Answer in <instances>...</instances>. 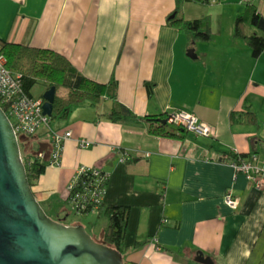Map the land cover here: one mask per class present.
<instances>
[{"label": "crops", "instance_id": "crops-1", "mask_svg": "<svg viewBox=\"0 0 264 264\" xmlns=\"http://www.w3.org/2000/svg\"><path fill=\"white\" fill-rule=\"evenodd\" d=\"M219 1L0 0L1 41L55 48L90 79L118 84L117 100L85 101L52 121L73 131L58 163L47 128L23 146L50 160L33 190L62 222L68 204L75 209L68 196L78 171L109 172L105 204L130 206L123 264H207L201 254L212 264H264V185L221 159L225 152L264 158V0H243L260 11L256 24L246 23L253 43L235 34L246 8ZM180 17L207 20L212 37L192 39L171 23ZM116 107L131 113L113 118ZM180 110L211 132L157 134L143 120ZM229 194L237 208L226 203ZM102 218L105 227L93 234L100 241L109 224Z\"/></svg>", "mask_w": 264, "mask_h": 264}, {"label": "trees", "instance_id": "trees-1", "mask_svg": "<svg viewBox=\"0 0 264 264\" xmlns=\"http://www.w3.org/2000/svg\"><path fill=\"white\" fill-rule=\"evenodd\" d=\"M197 1L209 4L219 0ZM259 17L260 11L257 5L248 1L245 11L236 17L235 34L247 38L250 43H253V40L248 38L251 37V34L246 29V23L247 21H251L256 24ZM170 21L171 23L179 25L181 29L187 30L192 39L209 40L212 37L209 23L202 18L186 20L184 17H180ZM2 51L8 57V67L11 71L21 74V83L24 93L29 96H34L32 94V88L40 80L47 84V90L52 86H56L51 124L54 119L68 118L73 107L85 101L96 103L106 96L114 100L118 99V84L116 81L105 84L90 79L84 75L68 55L60 50L51 47H39L2 41ZM3 107L5 108L4 105ZM119 109L118 107L114 108L110 115L113 118H118L121 112L122 115L131 113L128 109ZM246 115L249 120L251 117V121L253 122L257 120V115L254 111H249ZM235 116V113H233L232 118ZM159 118L164 119L165 117L150 115L143 118L149 125V130L152 133L184 135L191 131L176 126L170 129V127H168L169 122L164 123L160 121ZM29 139V136L24 137L23 140L25 145L28 143ZM253 154L255 153L225 152L221 155V159L229 160L232 163H240L247 158H251ZM24 161L30 184L33 187L38 182L41 175L46 171L50 160L45 159L39 153L25 152ZM109 178V172L106 170L97 166H88L85 171L77 173L75 184L69 192L68 200L74 203V210L80 216L87 215L96 209L100 214L101 212L107 214L109 217V224L101 242L123 252L128 248L125 244V236L130 206L105 204L104 195L109 184Z\"/></svg>", "mask_w": 264, "mask_h": 264}, {"label": "water", "instance_id": "water-1", "mask_svg": "<svg viewBox=\"0 0 264 264\" xmlns=\"http://www.w3.org/2000/svg\"><path fill=\"white\" fill-rule=\"evenodd\" d=\"M189 55L196 56L194 49ZM55 96L52 86L42 97L50 116ZM22 150L0 104V264H123V253L94 238L84 224L68 225L47 213L30 184ZM199 260L212 264L203 254Z\"/></svg>", "mask_w": 264, "mask_h": 264}, {"label": "built area", "instance_id": "built-area-1", "mask_svg": "<svg viewBox=\"0 0 264 264\" xmlns=\"http://www.w3.org/2000/svg\"><path fill=\"white\" fill-rule=\"evenodd\" d=\"M21 74L14 73L8 67V57L2 51L0 40V104L5 106V111L13 122L14 129L19 137H34L39 134L42 128H47L52 141V162L58 163L61 159L66 140L73 137L71 129L56 130L51 125V116L44 112V99L42 97L29 96L23 92ZM3 104V105H2ZM168 122L175 126L184 127L196 133L209 134L211 126L201 121L195 114L187 111H174L168 115ZM81 146H89L91 141L87 138H79ZM42 157H44L42 155ZM234 166L244 172L253 180L255 186L264 185V159L258 154H253L240 163L234 162ZM82 167L78 173L85 171ZM77 177V175H76ZM76 177L69 187V192L75 184ZM226 203L232 207L239 206V200L232 195H227ZM72 202V201H71ZM75 206V205H74Z\"/></svg>", "mask_w": 264, "mask_h": 264}, {"label": "rangeland", "instance_id": "rangeland-1", "mask_svg": "<svg viewBox=\"0 0 264 264\" xmlns=\"http://www.w3.org/2000/svg\"><path fill=\"white\" fill-rule=\"evenodd\" d=\"M232 1V4L233 5H236L237 3L241 4L244 6V9L247 7V4L246 2H243V0H237V2H235V0H231ZM242 3H240V2ZM220 2V1H219ZM215 3V2H214ZM244 3V4H243ZM218 3L216 4H213V5H217ZM47 91V84L44 82V81H38L35 86L33 87V94L35 97H40L41 95H43L45 92ZM174 125V124H173ZM175 126V125H174ZM176 127H179V126H176ZM184 128V127H183ZM186 129V128H185ZM24 138L22 137V135H20V144H21V147H22V151L23 153L24 152V146H23V143H24ZM68 206L71 208V210L67 209L66 213L63 215L62 218L64 223L68 224V225H74V224H84L87 231L90 233V234H97L98 231L100 229H103L105 227V219L102 218L101 220H99L97 222V219H98V215H99V211L96 209L94 211H92L91 213L87 214V215H78L76 213V211L74 210V208L68 204ZM51 217H53L54 219H57L55 218V214L54 213H51L49 214ZM93 223H98L97 224V227H96V230L92 228V224ZM97 237V236H95Z\"/></svg>", "mask_w": 264, "mask_h": 264}]
</instances>
